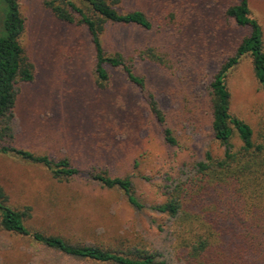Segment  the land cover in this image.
<instances>
[{
    "label": "rangeland",
    "instance_id": "374dc122",
    "mask_svg": "<svg viewBox=\"0 0 264 264\" xmlns=\"http://www.w3.org/2000/svg\"><path fill=\"white\" fill-rule=\"evenodd\" d=\"M17 1L26 21L21 43L35 77L16 85L13 137L6 144L55 160L69 158L81 173L69 182H57L41 164L1 154L0 184L11 205L31 208L30 229L62 235L73 243L104 242L122 250L138 245L160 254L166 264H184L173 219L149 207L162 202L164 192L184 180L207 151L223 155L208 115L201 109L199 117L186 113L171 120L178 145H168L145 92L115 69L106 89L96 86L94 50L84 27L59 20L43 0ZM237 1L123 0V11L144 10L154 29L110 26L102 36L105 50L129 53L153 47L177 60V76L148 61L138 64L147 89L160 108L171 113L186 98L196 101L205 95L213 74L248 33L224 14ZM248 2L262 27L264 46V0ZM227 83L232 113L253 127L257 141H264V90L250 54L231 71ZM233 142L236 148L241 145L237 136ZM92 167L131 175L147 208L137 211L120 190L91 183L86 178ZM0 264L110 263L66 255L0 224Z\"/></svg>",
    "mask_w": 264,
    "mask_h": 264
},
{
    "label": "trees",
    "instance_id": "16d2710c",
    "mask_svg": "<svg viewBox=\"0 0 264 264\" xmlns=\"http://www.w3.org/2000/svg\"><path fill=\"white\" fill-rule=\"evenodd\" d=\"M43 2L59 20L86 29L94 50L92 74L99 89L109 86L110 70L115 69L147 94L150 114L168 145H178L171 120L184 117L186 113L199 117L201 109L208 115L212 135L224 147L223 155L214 156L207 151L202 160L193 164L184 180H178L164 192L162 202L149 207L173 219V234L184 264H264V141H257L253 127L232 113L227 83L231 71L250 54L256 78L264 90L263 32L251 13L248 0H238L224 9L225 16L237 26L248 29V33L213 74L205 95H199L196 101L186 98L185 102H178L177 114H174L177 110L169 113L160 108L147 89L146 77L138 70L139 63L148 61L162 67L166 74L177 76L180 68L177 60L163 54L165 59L153 47L129 53L105 50L102 36L110 26L154 29L155 23L144 10L123 11V0ZM25 25L19 2L0 0V155L41 164L57 182H69L81 173L69 158L55 160L46 154L38 155L6 144L13 137L10 123L17 101L16 85L20 81L31 82L35 77L34 65L26 57L21 43ZM236 136L241 141L238 148L233 142ZM88 175L86 179L91 183L120 190L135 210L147 208L136 194L131 175L113 174L96 167L90 168ZM30 210V207L24 210L13 207L0 184V224L8 232L27 236L75 258L110 264H166L160 254L138 245L122 250L104 242L73 243L62 235L30 229L27 226Z\"/></svg>",
    "mask_w": 264,
    "mask_h": 264
},
{
    "label": "crops",
    "instance_id": "0c3cea01",
    "mask_svg": "<svg viewBox=\"0 0 264 264\" xmlns=\"http://www.w3.org/2000/svg\"><path fill=\"white\" fill-rule=\"evenodd\" d=\"M249 6H250V4H249ZM250 9L252 10V8L250 7Z\"/></svg>",
    "mask_w": 264,
    "mask_h": 264
}]
</instances>
